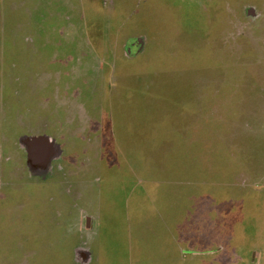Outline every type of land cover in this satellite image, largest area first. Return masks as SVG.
I'll use <instances>...</instances> for the list:
<instances>
[{"label":"rangeland","instance_id":"1","mask_svg":"<svg viewBox=\"0 0 264 264\" xmlns=\"http://www.w3.org/2000/svg\"><path fill=\"white\" fill-rule=\"evenodd\" d=\"M100 1L83 0L75 27L58 29L83 41L58 67L66 91L30 93L29 105L24 86L59 85L56 32L12 27L0 11V264H85L31 259L53 251L60 227L67 256L90 188L113 187L137 159L160 197L188 186L210 232L179 264H264V0ZM51 130L61 156L32 160L21 140Z\"/></svg>","mask_w":264,"mask_h":264},{"label":"crops","instance_id":"2","mask_svg":"<svg viewBox=\"0 0 264 264\" xmlns=\"http://www.w3.org/2000/svg\"><path fill=\"white\" fill-rule=\"evenodd\" d=\"M88 2L96 5V0H88ZM99 2L101 1L99 0ZM84 4L83 0H0V11L2 12L3 5L6 6L10 13V25L12 27L38 30L52 28L56 32L55 38L50 42L52 45L49 53L54 58L52 61L53 68L57 65L59 85L49 83V80V82L47 81L48 84L44 83L45 85L42 86L38 84L31 85V88L24 86L23 97L27 105L30 104L28 99L30 93L49 94L58 90V87H60V91H66L67 87L61 83L68 76V72L67 69L60 70L58 67L64 66L61 68L64 69L66 66L62 62L69 61L70 63L81 53L78 45L83 41L82 37L79 36L66 37L58 29L75 27L73 20L70 19V14L72 12H84ZM36 40L43 41L39 37L38 39L34 37V41ZM44 42L49 43L47 40ZM129 48L132 47H126L127 52H130ZM54 50H56V54L53 53ZM24 62H28L27 58ZM53 68L48 70L53 71ZM54 75L56 76L55 73ZM76 89H78L77 86H73L71 91ZM48 99H50V94ZM17 102L16 100L15 104ZM69 102L71 103L59 106L73 107L74 102ZM58 121L59 124H65V120ZM23 136H27V134L20 135V137ZM36 136H45L48 139L51 138L52 141L61 139L52 130L50 133L41 132ZM36 136L34 138H37ZM63 137L64 139L67 138L66 136ZM70 137L77 138L75 135ZM55 144L57 145V143ZM60 151L62 150L59 148V156H61ZM99 161L102 162V159ZM129 161L124 160L125 170L121 177L115 179L113 187L110 184L95 183L90 188L92 193L90 219L86 223V229L81 230L79 241L77 235H74L76 239L72 248L68 249L66 246L67 256L65 251L61 252L60 249L61 237L66 236L67 233L63 227H60L63 231L59 230L61 234H54L55 236L53 233L50 234L54 237L51 239V243L57 244L51 249L53 251L37 252L31 259L32 263H194L195 237H205L207 240L210 232L209 230L206 232V228H204L203 216L200 215L196 218L198 214L194 213L192 190L188 186L184 189L176 186L175 189L171 190L170 199L166 200L165 194L162 197L159 196L161 191L157 187L159 181L156 178L146 180L143 175V161L140 162L139 159L133 162ZM106 163L108 165L107 161ZM109 166L112 165L109 164ZM184 167H186V172L189 171L191 164L188 160ZM174 182L177 183V180ZM106 186L107 194L104 193ZM79 248H85L88 251L87 255H84V260L77 255ZM54 250L57 251L56 259L53 256Z\"/></svg>","mask_w":264,"mask_h":264},{"label":"flooded vegetation","instance_id":"3","mask_svg":"<svg viewBox=\"0 0 264 264\" xmlns=\"http://www.w3.org/2000/svg\"><path fill=\"white\" fill-rule=\"evenodd\" d=\"M133 47V46H132ZM41 137H45V136H41ZM37 138H40V137H37ZM21 144L26 147V150L28 151L29 153V157L33 160L37 159L38 158V155L36 154L38 152V150H41L42 148L39 147V145L37 144L35 147L33 146V144L29 143V140H26V139H22L21 140ZM33 149H36L37 152L34 153L35 151ZM42 152V151H41ZM43 154H47V157H51V158H57L59 156V148L57 147V149L53 150V149H49L48 147L47 148H44L43 149ZM32 155V156H31Z\"/></svg>","mask_w":264,"mask_h":264},{"label":"bare ground","instance_id":"4","mask_svg":"<svg viewBox=\"0 0 264 264\" xmlns=\"http://www.w3.org/2000/svg\"><path fill=\"white\" fill-rule=\"evenodd\" d=\"M29 143L33 144L34 147L38 144L39 147L42 148L41 150H38V152L36 153L38 155V158L36 160H39L41 162H45L48 158L47 154L46 155L43 154L44 148L48 147L49 149H53V150L57 149V146L53 144L51 141L47 140L46 137L34 138L33 140H29Z\"/></svg>","mask_w":264,"mask_h":264},{"label":"built area","instance_id":"5","mask_svg":"<svg viewBox=\"0 0 264 264\" xmlns=\"http://www.w3.org/2000/svg\"><path fill=\"white\" fill-rule=\"evenodd\" d=\"M132 47V46H131ZM87 253H88V251H87V249H85V248H83V249H78L77 250V255H78V257L79 258H81V259H85V257H84V255H87Z\"/></svg>","mask_w":264,"mask_h":264}]
</instances>
